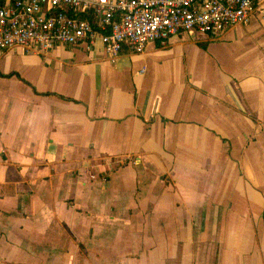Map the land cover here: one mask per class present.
<instances>
[{"label": "crops", "instance_id": "crops-1", "mask_svg": "<svg viewBox=\"0 0 264 264\" xmlns=\"http://www.w3.org/2000/svg\"><path fill=\"white\" fill-rule=\"evenodd\" d=\"M0 264H264V0L113 61L1 51Z\"/></svg>", "mask_w": 264, "mask_h": 264}, {"label": "built area", "instance_id": "built-area-1", "mask_svg": "<svg viewBox=\"0 0 264 264\" xmlns=\"http://www.w3.org/2000/svg\"><path fill=\"white\" fill-rule=\"evenodd\" d=\"M257 1L0 0V52L44 53L57 44L100 40L113 61L123 46L138 53L180 33L219 36L246 24Z\"/></svg>", "mask_w": 264, "mask_h": 264}, {"label": "trees", "instance_id": "trees-1", "mask_svg": "<svg viewBox=\"0 0 264 264\" xmlns=\"http://www.w3.org/2000/svg\"><path fill=\"white\" fill-rule=\"evenodd\" d=\"M89 19V18H88Z\"/></svg>", "mask_w": 264, "mask_h": 264}]
</instances>
